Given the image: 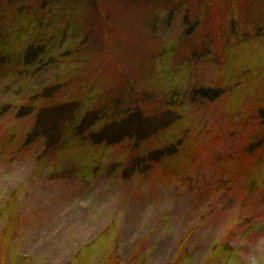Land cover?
Masks as SVG:
<instances>
[{
  "label": "rangeland",
  "instance_id": "rangeland-1",
  "mask_svg": "<svg viewBox=\"0 0 264 264\" xmlns=\"http://www.w3.org/2000/svg\"><path fill=\"white\" fill-rule=\"evenodd\" d=\"M35 41L57 61L23 65ZM52 84L168 114L185 150L126 179L130 143L21 148L17 109ZM261 107L264 0H0V264H264Z\"/></svg>",
  "mask_w": 264,
  "mask_h": 264
},
{
  "label": "trees",
  "instance_id": "trees-1",
  "mask_svg": "<svg viewBox=\"0 0 264 264\" xmlns=\"http://www.w3.org/2000/svg\"><path fill=\"white\" fill-rule=\"evenodd\" d=\"M234 28L233 23L232 29ZM48 45L31 42L23 48L20 61L25 66L33 67L44 59L47 65L53 64L57 59L51 56L46 58ZM60 88L55 84L44 86L34 94L33 99L17 109L18 119L33 118L31 127L17 142L21 148L30 149L40 144L45 150L53 151L75 143L89 147H115L130 143L134 156L122 170V177L126 179L152 173L157 166L177 158L185 150L186 144L182 138L171 141L159 139V135L170 130L172 125L173 119L168 114L161 118L137 106L131 105L128 109H123L110 102L98 107L93 105L98 99V91L95 90L90 91L88 96L85 93L79 99L58 103L55 99L62 91ZM224 94L225 89L222 88L201 87L193 91L192 98L216 100ZM258 110L264 124V107ZM15 137L13 133L9 141L15 142ZM9 233L11 234L10 225L7 234L0 238L7 241ZM215 246L216 244L213 246L214 250L217 248ZM220 247L223 253L233 249L228 241H223Z\"/></svg>",
  "mask_w": 264,
  "mask_h": 264
}]
</instances>
